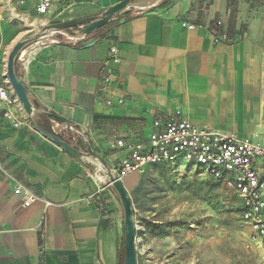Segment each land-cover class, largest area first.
<instances>
[{"label": "crops", "instance_id": "0c3cea01", "mask_svg": "<svg viewBox=\"0 0 264 264\" xmlns=\"http://www.w3.org/2000/svg\"><path fill=\"white\" fill-rule=\"evenodd\" d=\"M121 1L53 0L39 15L37 0H0V59L8 62L27 26L99 16ZM144 2L80 44L44 41L17 60L36 112L30 120L22 106L0 104V264L125 263L124 210L107 178L32 121L82 152L90 144L110 168L126 155L119 139L145 141L154 120L171 116L264 141V0H170L149 11ZM218 22L228 41L217 45ZM106 96L124 104L107 106ZM141 178L122 180L129 194Z\"/></svg>", "mask_w": 264, "mask_h": 264}, {"label": "rangeland", "instance_id": "374dc122", "mask_svg": "<svg viewBox=\"0 0 264 264\" xmlns=\"http://www.w3.org/2000/svg\"><path fill=\"white\" fill-rule=\"evenodd\" d=\"M42 28L27 26L24 32ZM77 30L68 33L75 36ZM54 40L67 39L56 35L45 41ZM129 195L138 229V264H264V248L249 242L235 192L200 168L183 164L173 172L150 167Z\"/></svg>", "mask_w": 264, "mask_h": 264}, {"label": "built area", "instance_id": "2783aa9c", "mask_svg": "<svg viewBox=\"0 0 264 264\" xmlns=\"http://www.w3.org/2000/svg\"><path fill=\"white\" fill-rule=\"evenodd\" d=\"M37 13L47 14L53 0H37ZM189 30L194 25L182 21ZM221 22L211 30L215 44L227 42L219 31ZM111 52L118 57L119 47ZM107 86L112 84L111 76L104 79ZM0 104L10 107L21 106L8 81L7 62L0 59ZM107 106L123 105L124 100L115 101L106 96ZM11 118V116H7ZM19 122L16 123V126ZM118 150L126 152L125 157L111 167L115 177L123 180L131 174H144L150 167L162 166L179 172L183 164L200 168L210 179L235 192L240 201V218L249 234V242L264 248V145L233 134L203 129L180 115L154 120L148 138L142 142L119 139ZM15 195L25 192L17 186ZM35 200L30 195L24 202L29 207ZM103 207V205H102Z\"/></svg>", "mask_w": 264, "mask_h": 264}, {"label": "water", "instance_id": "95a60500", "mask_svg": "<svg viewBox=\"0 0 264 264\" xmlns=\"http://www.w3.org/2000/svg\"><path fill=\"white\" fill-rule=\"evenodd\" d=\"M165 0H153L148 6L142 7L141 10L149 11L153 8H157ZM133 0H123L120 3L108 8L101 15L88 17L77 20H69L64 22H58L55 24L44 25L43 28L31 35L23 37L12 49L7 62L8 69V81L17 95L20 104L24 112L28 115L30 120H33L35 115V107L31 100V93L19 78L16 72V62L20 58H24L27 48L34 44H41L48 38H53L56 35H60L72 42L82 43L85 39L98 30L107 26L108 24L118 21L124 16L128 15L131 11L138 9L132 5ZM78 28L75 32V36H70L68 31ZM52 119L67 123V121L57 115L48 114ZM33 127L38 130L45 137L49 138L53 142L57 143L67 153L71 154L79 160L93 159L94 165L105 175L109 186H111L115 193L118 195L120 202L124 210V224H125V263L124 264H138L137 261V223L136 214L134 210L133 201L121 180L114 176L110 166L92 149L91 145H88V151L82 152L70 144L62 141L56 135L46 132L42 128L38 127L34 121H32Z\"/></svg>", "mask_w": 264, "mask_h": 264}, {"label": "trees", "instance_id": "16d2710c", "mask_svg": "<svg viewBox=\"0 0 264 264\" xmlns=\"http://www.w3.org/2000/svg\"><path fill=\"white\" fill-rule=\"evenodd\" d=\"M169 1H170V0H167L166 2H163L160 6H164V5H165L167 2H169ZM130 13H131V12H130ZM130 13H129L127 16H129ZM140 14H142V12H139V13H138V15H140ZM127 16H126V17H127ZM118 21H119V20H118ZM116 22H117V21L108 24L107 26H105V27H103L102 29L98 30V32L104 30L106 27H108V26H110V25H112V24H114V23H116ZM93 34H94V33H93ZM93 34H91L90 36H92ZM90 36H88V37H90Z\"/></svg>", "mask_w": 264, "mask_h": 264}]
</instances>
